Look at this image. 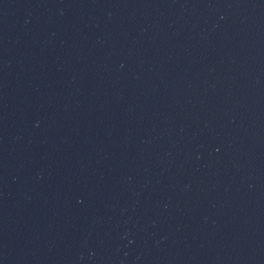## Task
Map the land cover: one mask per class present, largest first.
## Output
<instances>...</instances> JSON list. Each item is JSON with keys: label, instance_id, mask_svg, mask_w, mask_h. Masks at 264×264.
Here are the masks:
<instances>
[{"label": "water", "instance_id": "95a60500", "mask_svg": "<svg viewBox=\"0 0 264 264\" xmlns=\"http://www.w3.org/2000/svg\"><path fill=\"white\" fill-rule=\"evenodd\" d=\"M0 264H264V0H0Z\"/></svg>", "mask_w": 264, "mask_h": 264}]
</instances>
